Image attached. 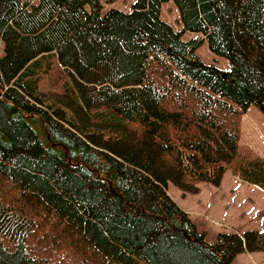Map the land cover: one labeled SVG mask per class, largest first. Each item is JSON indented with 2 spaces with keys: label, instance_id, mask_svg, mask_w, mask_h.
<instances>
[{
  "label": "trees",
  "instance_id": "1",
  "mask_svg": "<svg viewBox=\"0 0 264 264\" xmlns=\"http://www.w3.org/2000/svg\"><path fill=\"white\" fill-rule=\"evenodd\" d=\"M114 1L0 0V264L264 252V225L208 242L167 191L219 186L231 169L264 192V161L240 160L238 145V116L264 114V0L104 7ZM170 1L180 29L161 17ZM203 43L228 70L200 59ZM54 66L64 80L49 96L40 84Z\"/></svg>",
  "mask_w": 264,
  "mask_h": 264
},
{
  "label": "rangeland",
  "instance_id": "2",
  "mask_svg": "<svg viewBox=\"0 0 264 264\" xmlns=\"http://www.w3.org/2000/svg\"><path fill=\"white\" fill-rule=\"evenodd\" d=\"M135 1L115 0L112 4H104V7L129 11ZM161 17L175 29L181 28L176 7L171 1L161 7ZM200 37L195 32H185L182 35L183 40ZM197 53L203 62L214 64L222 70L229 69V61L211 53L206 43L200 46ZM63 80L60 69L54 66L43 77L40 88L49 96L60 94ZM238 127L240 160L260 158L264 161V114L261 110L251 105L245 113L238 116ZM230 170L225 173L219 186L206 182L198 183L196 193L183 192L171 183L168 184L170 197L189 214L198 231L204 233L208 242H212L219 232L243 233L260 229L264 225V192L243 182ZM41 250H46L47 253L44 254L53 257L67 254L51 245H46ZM58 260L62 264H69L68 259ZM232 264H264V252L244 251L236 255Z\"/></svg>",
  "mask_w": 264,
  "mask_h": 264
}]
</instances>
